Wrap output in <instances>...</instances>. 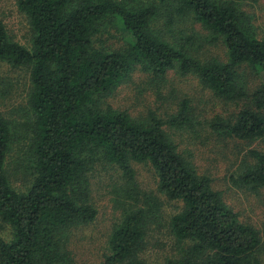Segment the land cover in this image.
Listing matches in <instances>:
<instances>
[{"label": "trees", "instance_id": "obj_1", "mask_svg": "<svg viewBox=\"0 0 264 264\" xmlns=\"http://www.w3.org/2000/svg\"><path fill=\"white\" fill-rule=\"evenodd\" d=\"M17 6L28 19L31 45L15 41L0 18V60L30 70L32 178L25 191L10 180L7 160L15 133L0 111V218L11 227L9 240L0 234V264L73 263L65 234L97 217L89 173L99 163L121 170L130 199L102 264H145L149 229L164 225L185 243L182 254L165 264H261L258 230L240 220L165 128L195 127L189 100L180 101L167 119H136L103 106L136 68L155 78L175 69L196 75L225 101H243L232 117H215L212 131L241 140L264 138V79L250 89L241 73L248 67L264 75V38L239 0H17ZM161 13L169 30L178 18L193 16L212 41L222 39L227 59L200 58L188 45L165 39L152 29ZM110 25L122 26L131 39L118 49L96 47L97 36ZM248 157L233 179L264 187V153L249 149ZM133 162L151 164L158 190L182 203L169 221L160 198L139 189Z\"/></svg>", "mask_w": 264, "mask_h": 264}, {"label": "rangeland", "instance_id": "obj_2", "mask_svg": "<svg viewBox=\"0 0 264 264\" xmlns=\"http://www.w3.org/2000/svg\"><path fill=\"white\" fill-rule=\"evenodd\" d=\"M251 15L256 32L264 38V0H239ZM0 18L5 22L10 36L19 43L30 46L32 32L26 15L19 10L17 0H0ZM152 29L173 43H183L200 58L227 59V48L222 39L212 41V33L193 16L178 18L169 30L167 19L161 13ZM131 34L122 26L110 25L95 41L98 48H122ZM241 73L250 89H255L264 79L250 68ZM31 92L30 70L0 60V111L14 128L12 149L8 155L7 171L13 186L25 191L31 181L29 172L31 122L33 111L29 106ZM189 100L195 118L194 128L166 126L179 151L186 156L200 174L212 179V186L222 192L225 201L238 214L242 222L256 228L262 240L258 257L264 264V187L254 189L236 182L246 161L248 150L264 153V138L241 140L212 131L210 123L215 117L230 118L243 106L241 102H228L218 97L201 83L194 74L182 75L170 70L164 78H155L136 68L112 93L103 100V106L127 112L133 118L146 120L154 114L167 119L174 114L177 104ZM136 182L142 193H152L163 202V217L169 221L182 208V203L172 201L158 190L155 171L151 164L133 162ZM91 201L98 210L96 219L88 224L66 231V247L73 257L72 264H102L109 252L108 242L114 225L123 214V206L130 199L125 196V179L119 168L99 163L89 173ZM124 202V203H123ZM124 204V205H123ZM0 234L11 238V227L0 218ZM185 243L178 241L167 225L152 226L147 235V246L142 253L145 264H165L167 259L182 254Z\"/></svg>", "mask_w": 264, "mask_h": 264}]
</instances>
